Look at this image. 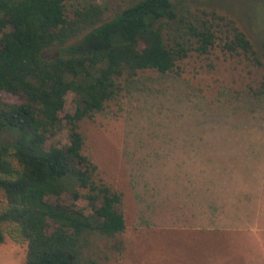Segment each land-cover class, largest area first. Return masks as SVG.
I'll return each mask as SVG.
<instances>
[{
    "label": "trees",
    "instance_id": "1",
    "mask_svg": "<svg viewBox=\"0 0 264 264\" xmlns=\"http://www.w3.org/2000/svg\"><path fill=\"white\" fill-rule=\"evenodd\" d=\"M181 1L135 0L105 20L98 3L70 14L67 0H0V190L6 199L0 243L7 234L26 244L22 264H98L91 238L124 230L123 192L94 179L80 122L127 91L140 73L166 75L192 50L211 51L216 36L206 24H188L192 44L166 39ZM222 46L257 73L264 70L237 26ZM245 91L263 99L264 75ZM2 92L20 102L4 101ZM68 93L74 110L61 117ZM64 126L67 142L49 145ZM65 194L85 200L92 213L61 202Z\"/></svg>",
    "mask_w": 264,
    "mask_h": 264
},
{
    "label": "rangeland",
    "instance_id": "2",
    "mask_svg": "<svg viewBox=\"0 0 264 264\" xmlns=\"http://www.w3.org/2000/svg\"><path fill=\"white\" fill-rule=\"evenodd\" d=\"M134 1L67 0V9L71 14L78 6L98 3L105 8L104 19L108 20ZM177 11L179 20L172 23L173 29L166 36L169 44L170 38L192 44L188 24H206L216 36L211 51L200 54L192 50L166 75L140 73L127 91L80 122V132L85 138L83 153L96 166L94 179L114 191L126 189L134 171L146 169L134 163L146 161L151 171L152 165L174 164L177 160L179 166L184 159L176 157L189 149L197 154L211 153L207 147L191 146L189 141L207 138L215 143L217 138L223 143L219 145L221 153L242 156L249 147L251 151L264 153V98L252 99L244 92L245 84L261 80L264 70L257 73L245 65L248 61L244 56L234 58L222 49L232 26H237L264 61V0H182ZM72 96V93L65 96L61 117L73 113ZM1 98L20 102L17 96L6 92L1 93ZM67 140L68 129L64 126L49 138V145ZM164 180L167 181L160 178ZM59 200L75 204L85 214L92 213L85 200L75 201L70 194ZM5 203L0 190V209ZM139 207L144 209L142 204ZM169 233L151 232L149 238L140 237L136 244L132 243L136 249L131 253L122 234L114 238L95 236L91 238L90 254L98 264H129L125 261L129 258L131 264H180L181 247L177 249L178 243L173 240L178 239ZM26 254L27 245L6 234L0 243V264H22Z\"/></svg>",
    "mask_w": 264,
    "mask_h": 264
},
{
    "label": "crops",
    "instance_id": "3",
    "mask_svg": "<svg viewBox=\"0 0 264 264\" xmlns=\"http://www.w3.org/2000/svg\"><path fill=\"white\" fill-rule=\"evenodd\" d=\"M210 141H189L211 153L180 152L179 166L177 160L148 171L146 161L133 164L146 169L134 171L121 189L129 253L140 237L169 231L180 240V246L173 240L180 264H264V153L251 147L242 156L221 153L223 143Z\"/></svg>",
    "mask_w": 264,
    "mask_h": 264
}]
</instances>
